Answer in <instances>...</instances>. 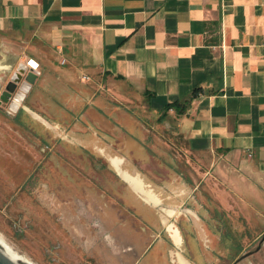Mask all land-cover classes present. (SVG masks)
<instances>
[{"label":"crops","instance_id":"obj_1","mask_svg":"<svg viewBox=\"0 0 264 264\" xmlns=\"http://www.w3.org/2000/svg\"><path fill=\"white\" fill-rule=\"evenodd\" d=\"M0 43L16 59L0 72L39 63L13 119L69 136L124 119L117 107L139 97L171 121L208 189L264 224V0H0Z\"/></svg>","mask_w":264,"mask_h":264},{"label":"rangeland","instance_id":"obj_2","mask_svg":"<svg viewBox=\"0 0 264 264\" xmlns=\"http://www.w3.org/2000/svg\"><path fill=\"white\" fill-rule=\"evenodd\" d=\"M14 55L9 47L0 48V62L14 65ZM11 75L0 72V93ZM122 104L117 108L124 119L69 136L30 114L13 119L0 106V236L7 245L31 264H171L170 250L182 253L189 264H217L223 233L264 229L208 189L214 188L209 179L195 174L196 162L171 121L151 112L139 97ZM110 159L137 173L160 206L145 204L127 189ZM72 201L81 212L74 218L63 213ZM160 207L175 212L167 215ZM162 217L178 228L179 246L168 236L174 226L166 218L161 223ZM106 235L115 244L109 245ZM206 239L209 248L203 246ZM126 248L132 250L125 253Z\"/></svg>","mask_w":264,"mask_h":264},{"label":"flooded vegetation","instance_id":"obj_3","mask_svg":"<svg viewBox=\"0 0 264 264\" xmlns=\"http://www.w3.org/2000/svg\"><path fill=\"white\" fill-rule=\"evenodd\" d=\"M124 181V180H122ZM125 182V181H124ZM125 184L127 185V189H129L131 192L132 190L130 189L131 187L125 182ZM134 193V192H132ZM135 194V193H134ZM137 197H139L141 199L140 196H138L137 194H135ZM142 201V199H141ZM143 202V201H142ZM160 206V205H158ZM66 211H63L64 214H66V216L71 215L72 218H74L77 214H81V212L79 211V205L77 203H74V201L70 202L67 207ZM160 210L164 213H166L165 210H169L167 211V213L172 214L173 211L172 209H165L163 207H160ZM194 211L198 214H200V211L196 208H194ZM58 213V212H57ZM166 213V214H167ZM185 213H189L192 216L195 215V213L191 210L186 209ZM168 223L169 220L167 219ZM162 223V222H161ZM172 224V223H171ZM177 230L178 228L172 224ZM205 225H207L206 221H205ZM167 228V226H166ZM207 228H204V232L202 233L205 237H207L206 235V231ZM168 232V236L171 239L172 243L174 246H179L182 242V238L180 235V242L176 243L174 242L172 236L170 235L169 230L167 229ZM179 232V230H178ZM180 234V232H179ZM195 235V234H193ZM105 240L107 241V243L109 245L115 244V240L112 239L111 235H106L105 236ZM193 240V254L194 256H196V253L198 252V244H196V235L193 236L192 238ZM209 239H206L203 243V246L205 248H209ZM219 243L223 246L222 248V253H221V259L218 261L217 264H243V263H248L249 264H264V229L261 232L258 233H223L221 235V238L219 239ZM132 249L130 248H126L124 250V252H128L131 251ZM174 250V249H172ZM136 252V251H135ZM137 253V252H136ZM181 254L183 256L182 253L179 252H174V251H169L168 255L170 256L169 259L171 258L170 263L172 262L173 264H177V255ZM187 257V255H185ZM185 258V257H184ZM188 258V257H187ZM186 259V258H185ZM195 262H197L195 260ZM171 263V264H172ZM196 264V263H194Z\"/></svg>","mask_w":264,"mask_h":264},{"label":"water","instance_id":"obj_4","mask_svg":"<svg viewBox=\"0 0 264 264\" xmlns=\"http://www.w3.org/2000/svg\"><path fill=\"white\" fill-rule=\"evenodd\" d=\"M37 75L38 71H32L27 69L25 64H20L14 70L0 93V106L4 105L8 112H15L19 108L26 111V106L23 104L24 97L30 87L35 83ZM19 93L22 94V98L19 104L16 105V101H18L17 95ZM0 264H25V258L18 251L0 240Z\"/></svg>","mask_w":264,"mask_h":264},{"label":"bare ground","instance_id":"obj_5","mask_svg":"<svg viewBox=\"0 0 264 264\" xmlns=\"http://www.w3.org/2000/svg\"><path fill=\"white\" fill-rule=\"evenodd\" d=\"M21 98H22V94L19 93L17 95L18 101H16V105L19 104V101L21 100ZM110 163L113 166L111 159H110ZM114 164L116 165V163H114ZM113 169H114L115 173L118 174V176L120 178L122 177L131 188H133L135 191H138V192L142 193L146 200L153 201V202H157L158 201V199L155 197L153 192H151V190L145 189L146 186H145V184L143 183L142 179L139 176L132 175V174L128 173L126 170L122 169V167H120V166L119 167L117 166L116 168L113 166ZM166 219L164 218L163 221L165 222ZM164 222H163V224H165ZM170 235L172 236L174 242H176V243L180 242V234H179L178 230L175 227H172L170 229ZM0 240L5 243V241L3 240V238L1 236H0ZM25 264H31V263L25 259ZM177 264H189V263L184 258V256H182L181 254H178L177 255Z\"/></svg>","mask_w":264,"mask_h":264},{"label":"built area","instance_id":"obj_6","mask_svg":"<svg viewBox=\"0 0 264 264\" xmlns=\"http://www.w3.org/2000/svg\"><path fill=\"white\" fill-rule=\"evenodd\" d=\"M25 65L27 69H30L32 71H38L39 69V63L32 58H29L28 60H26Z\"/></svg>","mask_w":264,"mask_h":264},{"label":"trees","instance_id":"obj_7","mask_svg":"<svg viewBox=\"0 0 264 264\" xmlns=\"http://www.w3.org/2000/svg\"><path fill=\"white\" fill-rule=\"evenodd\" d=\"M171 107H173V105H170V106H168V108H167V109H169V108H171Z\"/></svg>","mask_w":264,"mask_h":264}]
</instances>
